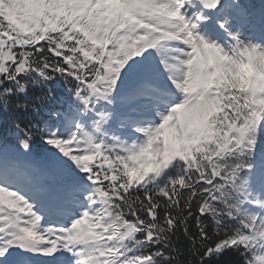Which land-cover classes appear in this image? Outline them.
Listing matches in <instances>:
<instances>
[{
    "label": "snow or ice",
    "instance_id": "obj_1",
    "mask_svg": "<svg viewBox=\"0 0 264 264\" xmlns=\"http://www.w3.org/2000/svg\"><path fill=\"white\" fill-rule=\"evenodd\" d=\"M0 264H264V0H0Z\"/></svg>",
    "mask_w": 264,
    "mask_h": 264
},
{
    "label": "trees",
    "instance_id": "obj_2",
    "mask_svg": "<svg viewBox=\"0 0 264 264\" xmlns=\"http://www.w3.org/2000/svg\"><path fill=\"white\" fill-rule=\"evenodd\" d=\"M251 2H252V3H256V4H258V3H259V0H251ZM169 140L174 141V140H175V135H172V134H171L170 137H169ZM171 141H170V142H171Z\"/></svg>",
    "mask_w": 264,
    "mask_h": 264
},
{
    "label": "rangeland",
    "instance_id": "obj_3",
    "mask_svg": "<svg viewBox=\"0 0 264 264\" xmlns=\"http://www.w3.org/2000/svg\"><path fill=\"white\" fill-rule=\"evenodd\" d=\"M172 132H174V130H171V129H170V130H169V137H170V135H171Z\"/></svg>",
    "mask_w": 264,
    "mask_h": 264
},
{
    "label": "bare ground",
    "instance_id": "obj_4",
    "mask_svg": "<svg viewBox=\"0 0 264 264\" xmlns=\"http://www.w3.org/2000/svg\"><path fill=\"white\" fill-rule=\"evenodd\" d=\"M171 141V140H170Z\"/></svg>",
    "mask_w": 264,
    "mask_h": 264
}]
</instances>
